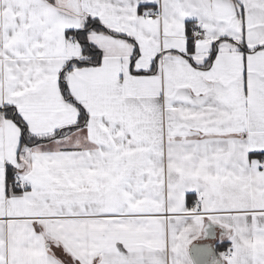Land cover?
Returning <instances> with one entry per match:
<instances>
[{
	"label": "snow or ice",
	"instance_id": "6c2138e0",
	"mask_svg": "<svg viewBox=\"0 0 264 264\" xmlns=\"http://www.w3.org/2000/svg\"><path fill=\"white\" fill-rule=\"evenodd\" d=\"M0 264H264V0H0Z\"/></svg>",
	"mask_w": 264,
	"mask_h": 264
}]
</instances>
